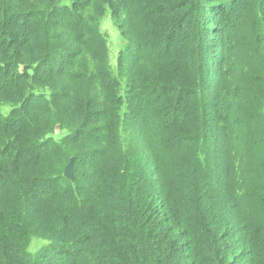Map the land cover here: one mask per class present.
<instances>
[{
	"label": "trees",
	"instance_id": "1",
	"mask_svg": "<svg viewBox=\"0 0 264 264\" xmlns=\"http://www.w3.org/2000/svg\"><path fill=\"white\" fill-rule=\"evenodd\" d=\"M247 2L243 26L229 45L220 33L235 30L230 9H242L237 0H0V102L5 98L13 106L0 111V219L21 203L17 197L8 205L11 175L30 204L17 208L20 217L10 224L1 223L0 264H264V218L244 215L236 202L237 185L244 188L257 174L247 169L253 157L246 141L264 153V129L255 136L259 127L251 120L258 112L261 120L264 111V71L251 77L253 64L264 62V0ZM107 13L127 44L115 71L98 23ZM61 28L69 37L61 36ZM199 32L211 39L201 50L194 40ZM183 35L190 48L172 54ZM142 51L146 60L171 54L161 67L168 92L146 107L157 129L167 125L164 120L173 123L171 139L182 150L170 167L177 172L167 177L156 178L140 149L137 160L117 156L111 159L116 169L104 168L111 148L120 153L141 112L143 80L133 77L129 85L122 77L140 65ZM242 53L251 61L243 68ZM246 79L248 86L259 82L247 91L230 89L229 80ZM153 93L160 97L162 91ZM214 104L223 121L234 123V129L225 126L228 132L238 134L223 140L234 147L229 160L242 156L233 174L227 158L217 164V148L207 145L209 137L210 145L220 141L219 126L204 133ZM57 119L68 123L51 125ZM60 126L68 127L67 135L57 141ZM153 139L146 137L163 161V142L157 133ZM71 160L74 181L64 176ZM93 186L102 198L91 194ZM55 198L59 211L44 229L50 247L33 256L29 235L21 233L22 214L36 217L37 206H50Z\"/></svg>",
	"mask_w": 264,
	"mask_h": 264
},
{
	"label": "rangeland",
	"instance_id": "2",
	"mask_svg": "<svg viewBox=\"0 0 264 264\" xmlns=\"http://www.w3.org/2000/svg\"><path fill=\"white\" fill-rule=\"evenodd\" d=\"M248 0H237V5L242 6V9L240 8H231L230 12H231V21L234 24V26L236 27L235 30L230 29V28H226L223 32L224 28L222 29V32L220 33L222 40L224 41V43L226 44H232V39L235 38L237 31H240V28H242L243 26V22H244V13H243V8H245L246 4ZM254 3H258V0H253ZM236 5V6H237ZM262 1H260V3L258 4V6L262 7ZM222 20V18H221ZM99 23V28L101 30V32L103 33L104 37L108 40V46H109V50H110V64H111V69L113 71L116 70L115 66L117 63V58H118V54L121 53L127 45L126 43H124V40L121 37L120 31L118 30L114 20L112 19L110 13H107L105 15V17L101 20H98ZM204 28L205 26L202 25ZM220 29V31H221ZM61 32V36L66 37V35H68L65 31L64 28H61L60 30ZM255 32L257 33V35L260 33V29H255ZM223 33V35H222ZM234 34V35H233ZM69 37V35H68ZM185 36H181L180 37V41L178 42V44L175 45L174 49L172 50V54H182L183 48L184 49H189L190 45H189V41L184 38ZM240 38H242L241 34H240ZM207 39L208 41H210L211 39L209 37H207V35L204 33L199 32L197 37H194V40L197 42V48L198 49H202L203 46L207 45ZM199 40V41H198ZM238 40L235 39L233 41ZM241 39H239L240 41ZM223 41L220 44L219 47V51L220 52L223 49ZM224 44V45H225ZM134 46L136 47V45L134 44ZM260 48V46H259ZM136 50L139 51L141 50V47H136ZM214 50V48H213ZM260 52V50H259ZM186 53L189 54V50H186ZM143 55L141 59V63L140 65L138 64V66H134L132 67L131 70H129L127 73L128 74H124V76L122 78H124V84L127 83V81L129 82V80H131V78L135 77L137 80H143V84L144 85H139L143 86L142 90L139 92V94H141V102H140V109L141 112L137 114V120L134 119L133 121H131L130 125H129V130H132V133H127L125 140L123 141L122 144V148L119 154L116 153V151H114L112 148L110 150V155L107 158L104 168L106 167H111L112 169H116V165L114 163L115 160H111L112 158L115 157H127L128 159H132V160H137L138 158V149H140V152L142 153V157L143 159H149L150 163L153 165V169H155L157 171L156 174V178L158 177L159 174H163V177H167L168 172L169 173H174L177 172L176 171H170V167L171 164L173 162L174 158H177L179 155H182L181 153V148L177 147L173 141V139H171V130L174 128L173 123H167L164 120V123L167 124L165 125V127H161L160 129H157L156 125L154 124V120L155 118H153V116L150 115L149 111L150 109H146V107L152 108L153 105H156L161 99L164 98V94H166V92H168V90L165 88L163 82L168 81L167 78L165 77V73L161 70V67L165 66L164 60L166 61H170L171 58V54H166L163 55L162 57H158L157 55L148 58V60H146V56L143 53V51L140 53V55ZM246 55H248L249 53L246 52ZM245 54L242 53V58L243 61L245 63L242 64V68L246 65V64H251V61H248L246 59ZM263 59H264V55ZM248 61V62H247ZM219 70L221 71L220 67L218 66ZM212 69V67H211ZM253 73L251 77H258L261 75V71H264V62L261 65H256L253 64ZM215 71V69L213 68V72ZM219 71V73H220ZM218 73V74H219ZM59 78V77H58ZM247 79L245 83H242L240 81H236V80H229V87L230 89H232L233 87L239 88V87H243L244 91H247L252 86L257 85L259 80L256 81V83L252 84L250 82V85L248 86L247 83ZM221 82V81H220ZM78 82L75 81L74 82V89ZM148 83V84H146ZM131 83L129 82V85ZM146 84V85H145ZM157 88L158 90L162 91V94H160V97H157L153 92L154 89ZM212 89V88H211ZM211 89H208L209 92H212ZM252 90V89H251ZM164 93V94H163ZM96 103L99 104V99L96 100ZM214 103V100H213ZM102 105H104V103H102ZM11 108H13V106L8 102L7 99L2 98L1 102H0V111L2 114H6L11 112ZM225 111V108L223 110V112ZM258 111V110H257ZM209 112V111H208ZM234 113L231 112L230 115H233ZM209 118L207 119V127L205 130V134L208 130V133L213 130V127L215 125L219 126L220 129H218V143H215L214 145H210V137L208 140V148L212 149L214 147H216V151L214 153H212L213 157L216 159L217 164H220L223 162V158H227V160L231 163L232 166V174H233V170L238 171L239 167H240V159L242 156L241 155H234L233 158L231 160H229L230 156H229V150L233 149L234 147L232 146V144H229V147L226 148L223 140H225V136L227 137L229 135V137L231 138V140H235L237 139V133L234 130V123L231 124V119H228L227 121H223L221 119V116L218 115L217 111H216V105L214 104V112H212L211 114H208ZM142 117V118H141ZM38 120H42V117L40 115H38L37 117ZM256 119V120H255ZM255 119H252V122L255 123L256 126H258L259 128H255V133L254 135L256 136L257 132H262V128L264 129V111L262 112V119L260 120V115L259 112L257 113V115H255ZM55 122H61L64 124H67L68 121L63 120V119H57L54 122H51V125ZM162 122V121H161ZM256 122H260V124L257 125ZM105 123V121H101L98 122V127H100L101 125H103ZM163 123V122H162ZM50 125V126H51ZM226 125H230L231 129L230 132H228L227 128H225ZM255 126V127H256ZM45 129H48V125L43 126ZM65 129H68V127L63 126ZM65 129H62V127H58V129H56L55 133H54V138L57 141H61L63 140L66 135H67V131ZM46 131H50L46 130ZM221 132L224 135H221ZM157 133L158 134V138L163 142V146L165 147L166 153L164 155V159L163 161H161V157L154 151V144L151 145L150 143H148L146 141V137H152L153 139V134ZM81 139V138H80ZM257 140V138H254L253 140ZM4 140H6V136L4 138ZM85 140V137H84ZM28 142L31 141V139L26 140ZM214 142H217V139L214 140ZM247 144H249V146L252 147V157H253V161L251 163V165H249L247 167V169H252L254 170L257 174L252 176V179L249 180H245L243 187L241 188V186L237 185V187H239V191L240 193H238L237 198H236V202L238 204V206L240 205L241 207L239 208V211L241 213L248 214L250 216H254L256 218L262 219L264 218V213H260V209L261 206H264V153L263 150L261 149L260 145H251L252 141H246ZM93 144H91L89 142V147L92 148ZM89 149V148H87ZM193 152V151H191ZM181 153V154H180ZM177 154V155H176ZM183 154H187L188 153H183ZM248 154V153H247ZM199 155L198 152L193 153V156L195 158H197ZM193 156L190 154V157L193 158ZM222 157V159H218ZM193 158V159H195ZM207 159L209 158V154L206 157ZM239 159V160H238ZM191 160V159H190ZM108 161V162H107ZM191 163H195L191 160ZM71 164V169H72V175L69 177H66V170L68 168V165ZM41 166L44 167H49V165H44V164H40ZM200 165V164H199ZM74 169H75V165L73 164V160H71L69 163H67L64 167V176L67 180L71 181V177L74 175ZM11 177L14 180V187H11L12 192H10L9 197H8V205H12V201L13 199H16L18 197V199L20 200V204L17 205V207L15 209L13 208H8L6 209L7 213L5 215L4 219H0V225L2 226L1 223H5V226L10 224L13 217H20V213L18 210H16L19 207H25L27 208L30 204L29 202H25L26 200L24 199L25 191H23L22 187L15 182V179H17L16 176L11 175ZM233 180L235 181L236 179L233 178ZM90 184V182H86L85 183V187L86 185ZM236 184V183H235ZM263 185V186H262ZM35 187H32L31 190H34ZM93 190L91 191V194L93 195H97L100 199V197L102 198L103 192H98L99 190L96 191L95 186H93L92 188ZM245 189V190H244ZM14 190V191H13ZM98 192V193H97ZM58 203L57 198H55L53 200V203H51L52 205L50 206H37L36 209V217L33 213H31L29 211V215L26 217V213L22 214L23 217V223L24 226L21 228V233L22 236L24 235H29V247H28V253L32 254L33 256H37L38 254L45 252L49 247L50 244L45 242V237L46 234L44 232V229L47 228V224L50 222V220L55 219L56 214L59 211L58 206H54ZM243 206V207H242ZM243 208V209H242ZM3 216V213L0 214V217ZM40 223H42V225H40ZM16 225V223L13 225V227ZM16 233V232H15ZM11 234V233H10ZM13 234V233H12ZM11 234V235H12Z\"/></svg>",
	"mask_w": 264,
	"mask_h": 264
},
{
	"label": "water",
	"instance_id": "3",
	"mask_svg": "<svg viewBox=\"0 0 264 264\" xmlns=\"http://www.w3.org/2000/svg\"><path fill=\"white\" fill-rule=\"evenodd\" d=\"M72 175V169H71V164L68 165V168L66 170V177H69Z\"/></svg>",
	"mask_w": 264,
	"mask_h": 264
},
{
	"label": "clouds",
	"instance_id": "4",
	"mask_svg": "<svg viewBox=\"0 0 264 264\" xmlns=\"http://www.w3.org/2000/svg\"><path fill=\"white\" fill-rule=\"evenodd\" d=\"M65 175V174H64ZM75 176H76V174H75V172H74V175L71 177V181H74L75 180Z\"/></svg>",
	"mask_w": 264,
	"mask_h": 264
}]
</instances>
